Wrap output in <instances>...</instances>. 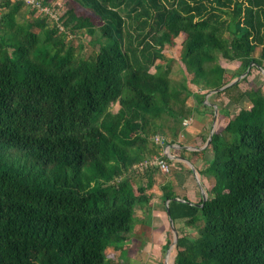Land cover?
I'll use <instances>...</instances> for the list:
<instances>
[{"label":"trees","instance_id":"1","mask_svg":"<svg viewBox=\"0 0 264 264\" xmlns=\"http://www.w3.org/2000/svg\"><path fill=\"white\" fill-rule=\"evenodd\" d=\"M64 1L81 11L57 14L53 0H37L51 20L0 0V264H106L107 249L122 254L159 170L135 167L170 163L153 137L176 141L188 98L202 106L251 63L217 93L251 106L212 135L207 200L198 208L175 201L168 183L161 190L168 221L201 224L195 238L176 229L173 264H264V92L232 96L264 69V0ZM83 34L96 48L88 57L69 39ZM180 36L186 77L177 82L163 51ZM221 59L237 64L233 75Z\"/></svg>","mask_w":264,"mask_h":264},{"label":"crops","instance_id":"2","mask_svg":"<svg viewBox=\"0 0 264 264\" xmlns=\"http://www.w3.org/2000/svg\"><path fill=\"white\" fill-rule=\"evenodd\" d=\"M230 67L227 68V72L233 75L237 69V64L233 63ZM261 79L257 78L254 86L262 88L263 80ZM252 82L250 80L248 82L250 88L253 85ZM195 92L203 93L199 89H196ZM205 97L202 107L197 105L193 97L188 98L186 101V107L191 111L192 115L184 119L187 121L186 126L182 122L183 129L179 133L177 140L171 144H165L162 151V154L164 152L167 153V155H164L170 161L171 172L165 174L158 170L154 175V185L150 190L152 198L147 204L150 207L144 208L136 205L134 208V213L138 209V215L136 216L135 214V216L139 220L138 228L135 231L137 232L138 230L139 232L144 227L146 236L149 238L146 244H143L145 247H142V253H149V250L155 246L160 248L163 245L166 246L167 243L168 231L164 226L163 220V216L167 217V202L163 201L162 186L167 183L170 184L171 190L176 196L175 199H187L191 204H198L203 195L207 197V190L213 184L210 178L202 174L213 157L208 138L213 127L214 132L217 129L220 130L224 127L225 121L234 116L231 109L233 103L226 99L225 96L217 93H207ZM238 104L243 109H249L251 106L246 98H242ZM214 106L217 108L216 119L214 118ZM157 136L162 137L165 142L170 139V137L164 135ZM159 236L163 238L161 239L164 242L157 238ZM131 242L132 239L130 238V241L128 239L125 246H128Z\"/></svg>","mask_w":264,"mask_h":264},{"label":"rangeland","instance_id":"3","mask_svg":"<svg viewBox=\"0 0 264 264\" xmlns=\"http://www.w3.org/2000/svg\"><path fill=\"white\" fill-rule=\"evenodd\" d=\"M53 9L54 11L57 12V14H61L64 10L67 9H74L77 12H80L81 9L78 8L73 2H65L64 0H53L52 2ZM24 17L25 19H31V15L28 12V10H24ZM19 21H22V18H18ZM2 35V31L0 30V36ZM74 46L82 45L84 47L83 50V56L88 57L93 53V51L96 50V48L92 45V38L86 34H83L82 36L78 37H73L72 39L69 38ZM183 41V36H180L178 39L175 40V45L172 47L166 46L163 54L167 59H172L173 62L171 63V78L174 81L180 82L183 80V78L186 77V72L181 69V66L179 65V57L181 54V44ZM258 50H256L254 56H257ZM9 57L11 59H14V54H13V49L9 48L7 51ZM220 62L225 65V67L229 68L232 66V64L225 62L223 59L220 60ZM231 69V67H230ZM229 70V69H228ZM154 72V70H151ZM257 78H262L263 84H262V91L264 92V74L261 72V70H253L252 75L249 77V80L252 82V86H254V82L256 81ZM248 80V82H249ZM248 82H241L240 86L237 90H234L232 93V96H237L240 92H244L245 90H248L250 88V84ZM197 88L192 86V90L195 92ZM239 103V102H238ZM202 107V106H201ZM247 107V105H246ZM117 108V105L115 106L114 109ZM239 104H232V114L237 113L238 109H240ZM163 136V135H162ZM169 191L172 192L171 187L168 188ZM173 193V192H172ZM140 206L144 208H149L150 206L147 204H140ZM136 216L138 215V209L135 212ZM135 216L133 225H132V232L130 233L129 241L130 238L132 239V242L127 246H125L122 249V254L118 251H114L113 248H109L106 250V257H107V262L106 264H173L175 254H176V249L175 246L171 245L167 248V246L163 245V247H154L150 252L148 253H142V247L143 244L148 241V237L146 236V232L144 230V227L138 232L135 231L136 228H138L139 225V220L138 217ZM149 217V215H148ZM164 220V226L166 230L168 231V238L169 239V234L171 233L172 236V242L174 239L173 232L171 231V224L168 221V218L166 216H163ZM201 226V224H197L195 227H188L184 224V222H178L176 226H174L175 231L176 229H179L181 232L189 235L192 238H195L198 236V229ZM177 233V232H176ZM178 234V233H177ZM154 235V234H153ZM158 239L162 240L163 238L161 236L157 237ZM162 238V239H161ZM159 240V241H160ZM134 241V242H133ZM137 242L136 244H134ZM162 242H164L162 240ZM141 245V246H140ZM145 250V249H143Z\"/></svg>","mask_w":264,"mask_h":264},{"label":"built area","instance_id":"4","mask_svg":"<svg viewBox=\"0 0 264 264\" xmlns=\"http://www.w3.org/2000/svg\"><path fill=\"white\" fill-rule=\"evenodd\" d=\"M21 1H23L25 3V5L28 7L38 8L40 13L49 16V18L51 20L57 19L56 14L53 12V10L51 8L41 7L39 2H37V0H21ZM183 125L184 126L187 125L186 120L183 121ZM153 141L156 144L161 145L163 147L165 145V140L160 136H157V135L154 136ZM149 166H156L161 172H163L165 174H169L171 172V165L159 157H152L149 160H147L146 162L137 165L135 168L138 170H143L144 168H147Z\"/></svg>","mask_w":264,"mask_h":264},{"label":"water","instance_id":"5","mask_svg":"<svg viewBox=\"0 0 264 264\" xmlns=\"http://www.w3.org/2000/svg\"><path fill=\"white\" fill-rule=\"evenodd\" d=\"M253 65H254V64L251 63V64L249 65L248 69L246 70V72H245L243 75H241L240 77H238V78H236L235 80L231 81L229 84H227L226 86H224L223 88H221V89H219V90H216V91H210L209 94L218 93V92H220L221 90H223V89H225V88H228V87L232 86V85L235 84V83H238L239 81H241L244 77H246V76L248 75V73H249V71H250V69H251V67H252ZM256 68H258L259 70H261V72H263V74H264V69H262V68H260V67H256ZM205 98H206V97H205ZM214 109H215L214 118L216 119V117H217V108L214 106ZM213 133H214V127L212 128L211 133H210V136H209V138H208V144H209L210 141H211V138H212ZM164 154L167 155L166 152H164ZM198 182H199V181H198ZM174 200L177 201V202H186L185 200H182V199H174ZM202 200H203V202H205V201L207 200L206 195H203ZM168 203H169V202L167 201V204H166V212H167V214H169V211H168ZM192 205H194L195 207H198V208H201V207H202V205H198V204H192ZM169 222H170V224H171V231L173 232V236H174V239H173V243H172V245L175 246V245H176V242H177V239H178V234H177L176 231H175V228H174V225H173L172 221L169 220Z\"/></svg>","mask_w":264,"mask_h":264}]
</instances>
